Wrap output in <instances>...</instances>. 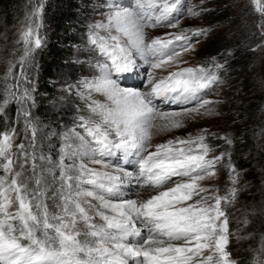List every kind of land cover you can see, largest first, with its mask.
Wrapping results in <instances>:
<instances>
[{"label": "snow or ice", "instance_id": "1", "mask_svg": "<svg viewBox=\"0 0 264 264\" xmlns=\"http://www.w3.org/2000/svg\"><path fill=\"white\" fill-rule=\"evenodd\" d=\"M180 4H114L106 20L92 26L91 44L102 59L99 75L84 81L81 93L92 113L80 125L91 137L87 150L81 152L66 139L54 160L37 149V127L28 121L27 145L15 144L14 128L0 133V264H232L221 208L229 197L215 196V203L208 204V197L201 196L208 189L200 181L215 174L223 156L208 158L204 135L152 143L153 129L168 133L184 127L190 114H215L209 107L214 102L205 97L219 76L203 66L179 68L183 53L193 48L188 34L182 30L150 38L145 31L177 27L183 15ZM193 34L204 35L200 30ZM30 36V30L24 33L26 45ZM40 47L37 38L35 48ZM31 52L26 47L22 60ZM140 62L153 70L146 69L144 88L123 87L124 74H134ZM155 70L167 75L157 78ZM30 98L28 89L19 97ZM8 102L0 104V113ZM158 102L192 107L167 112ZM114 156L131 170L117 163L109 171L107 158ZM230 168L235 184L238 173ZM133 185L154 194L144 200L125 198ZM236 192L235 187L230 190L233 199ZM208 250L211 254L203 256Z\"/></svg>", "mask_w": 264, "mask_h": 264}, {"label": "rangeland", "instance_id": "2", "mask_svg": "<svg viewBox=\"0 0 264 264\" xmlns=\"http://www.w3.org/2000/svg\"><path fill=\"white\" fill-rule=\"evenodd\" d=\"M68 2L0 0V104L6 98L9 101L0 113V133L14 128L15 144L27 145L31 143V131L25 130L28 121L37 127V149L54 160L61 155L66 139L81 152L90 147L91 137L80 125L82 118L87 119L92 113L81 93L85 91L83 82L99 75L97 64L102 59L91 44L92 26L105 21L114 4L134 6V0H87L82 4L85 27L61 44L66 54L59 71L49 81L48 94L39 90L40 55L53 43V18L67 9ZM180 7L183 15L177 27H150L145 31L150 38L179 34L182 30L188 34L193 48L183 53L179 68L203 66L219 76L218 85L205 97L214 102L209 107L215 114H190L184 118V127L168 133L153 129L157 135L152 143L204 135L210 148L208 158L223 156L215 166V174L200 181L208 189L201 196L208 197V204L215 203V196L229 197L228 201H221V208L228 221L226 250L232 264H260L264 260V0H181ZM29 30L31 43L26 45L24 33ZM197 30L204 35H194ZM37 38L41 40L40 48H35ZM26 47H31L32 52L22 60ZM146 69L153 71L140 62L134 74H124L121 85L142 90L147 80ZM153 74L160 78L167 72L155 70ZM25 89L31 97L27 101L19 99ZM93 96L104 99L99 94ZM184 107L192 105L158 102V108L167 112H179ZM26 112L29 115L25 116ZM107 159L109 171H114L113 165L117 163L121 168H129L116 156ZM230 165L238 173L235 184ZM233 187L237 189L234 199L230 196ZM136 191L138 197L134 196ZM149 194L154 193L135 185L125 190V198L143 200ZM95 222L102 223L99 217H95ZM209 254L210 250L203 256Z\"/></svg>", "mask_w": 264, "mask_h": 264}, {"label": "trees", "instance_id": "3", "mask_svg": "<svg viewBox=\"0 0 264 264\" xmlns=\"http://www.w3.org/2000/svg\"><path fill=\"white\" fill-rule=\"evenodd\" d=\"M67 9L63 13L53 18L55 24L53 43L49 45L40 55V83L39 90L49 94L55 74L61 67L62 57L66 50L61 44L66 40L74 38L76 32L82 31L85 27L83 13L85 12L82 4L87 0H68Z\"/></svg>", "mask_w": 264, "mask_h": 264}, {"label": "bare ground", "instance_id": "4", "mask_svg": "<svg viewBox=\"0 0 264 264\" xmlns=\"http://www.w3.org/2000/svg\"><path fill=\"white\" fill-rule=\"evenodd\" d=\"M157 135V133L155 132L154 135H153V138ZM146 195L145 193H143V196ZM151 195V194H149ZM138 197V196H137ZM144 200V199H143Z\"/></svg>", "mask_w": 264, "mask_h": 264}]
</instances>
